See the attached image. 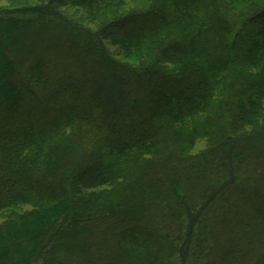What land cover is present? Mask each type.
Segmentation results:
<instances>
[{
	"label": "trees",
	"instance_id": "1",
	"mask_svg": "<svg viewBox=\"0 0 264 264\" xmlns=\"http://www.w3.org/2000/svg\"><path fill=\"white\" fill-rule=\"evenodd\" d=\"M140 1L0 7V264H264V0Z\"/></svg>",
	"mask_w": 264,
	"mask_h": 264
},
{
	"label": "rangeland",
	"instance_id": "2",
	"mask_svg": "<svg viewBox=\"0 0 264 264\" xmlns=\"http://www.w3.org/2000/svg\"><path fill=\"white\" fill-rule=\"evenodd\" d=\"M23 1H29V0H0V7H10V6H15V5H20ZM141 4L140 0H122L121 4L119 2L117 5L114 6V8H111V10H114V12H109L107 11V14L112 13V14H117L119 12H124V11H130L135 7H138ZM64 12L68 13L72 17H74L76 20L82 22L84 25L89 26V27H96L99 24V20H91L89 17L86 16L85 11L76 7H66L64 8ZM110 47V46H109ZM111 50H114L115 53H117V56L119 59L122 61L128 62V63H136L138 62V55L137 51L132 52L131 54L123 55L120 52H117L115 50L116 47H110ZM259 121H263L261 119H258V123L260 124ZM207 145L206 140H200L199 144L197 145V150L205 148ZM33 210L31 207L28 206H18L16 207L12 212V215H15L17 217H36L38 212H32ZM9 214L4 213V215H0V217H8ZM11 216V215H10ZM1 221V218H0Z\"/></svg>",
	"mask_w": 264,
	"mask_h": 264
}]
</instances>
